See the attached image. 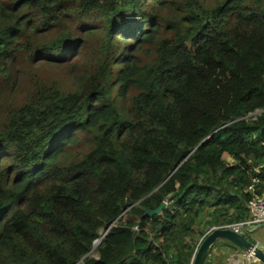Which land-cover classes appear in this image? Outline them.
Here are the masks:
<instances>
[{
  "label": "trees",
  "instance_id": "16d2710c",
  "mask_svg": "<svg viewBox=\"0 0 264 264\" xmlns=\"http://www.w3.org/2000/svg\"><path fill=\"white\" fill-rule=\"evenodd\" d=\"M23 55L74 88L5 101L0 264H192L264 193V0H0L8 87Z\"/></svg>",
  "mask_w": 264,
  "mask_h": 264
},
{
  "label": "rangeland",
  "instance_id": "374dc122",
  "mask_svg": "<svg viewBox=\"0 0 264 264\" xmlns=\"http://www.w3.org/2000/svg\"><path fill=\"white\" fill-rule=\"evenodd\" d=\"M216 1L217 0H210V3L214 5ZM58 64L59 63L57 62L54 63L48 62L45 59L27 60L24 55L18 58L15 62V66L13 67V72L14 75H16L21 71L19 83L13 87H8L3 83L4 80L2 79L0 80V113L2 111L4 114L5 109L8 107L6 106L7 103H5L6 100L13 101L14 104L16 105L18 103H22L23 101L26 102L33 95L34 92V81L32 80L33 76L42 79V81L47 86L51 81L58 80L63 89L66 90L73 89L74 85H73V77L70 74L71 71L70 65L69 64L58 65ZM1 89L3 91L2 93H1ZM0 119H1V115H0ZM227 158L229 162H232L231 158H229L228 156ZM126 217L136 219L135 217L132 216H126ZM201 223L202 221L199 220L198 224ZM200 228L204 234L207 229L212 228V225L201 224ZM201 236L202 235H199L196 238V241ZM201 241L202 240L199 239L198 246L200 245ZM98 242L99 240L95 242V246L98 245ZM183 243L184 241H182V244ZM198 246L196 250L198 249ZM91 255L95 256L96 252L93 251ZM223 260L225 263L229 261L228 253L225 254Z\"/></svg>",
  "mask_w": 264,
  "mask_h": 264
},
{
  "label": "water",
  "instance_id": "95a60500",
  "mask_svg": "<svg viewBox=\"0 0 264 264\" xmlns=\"http://www.w3.org/2000/svg\"><path fill=\"white\" fill-rule=\"evenodd\" d=\"M167 206V201H163L160 206L155 209H146V214L149 216L161 214ZM256 230V228H254ZM219 239L231 241L243 253L250 255L253 259L261 264H264V247L257 242H253L251 238L235 232L229 228H215L210 231L201 241L198 249L195 252L192 264H205L209 256L211 247Z\"/></svg>",
  "mask_w": 264,
  "mask_h": 264
},
{
  "label": "crops",
  "instance_id": "0c3cea01",
  "mask_svg": "<svg viewBox=\"0 0 264 264\" xmlns=\"http://www.w3.org/2000/svg\"><path fill=\"white\" fill-rule=\"evenodd\" d=\"M228 157L230 158V156ZM215 225L217 226H212V228L207 229L205 234L200 237V239L202 240L214 228L222 226L220 223H216ZM247 237L251 238L253 242H257L258 244H261L262 247H264V224L257 226L256 230L254 228L251 229V232ZM226 253L229 255V261L225 263L223 258ZM248 256V254L243 253L231 241L219 239L211 247L205 264H261L255 259L249 258Z\"/></svg>",
  "mask_w": 264,
  "mask_h": 264
},
{
  "label": "built area",
  "instance_id": "2783aa9c",
  "mask_svg": "<svg viewBox=\"0 0 264 264\" xmlns=\"http://www.w3.org/2000/svg\"><path fill=\"white\" fill-rule=\"evenodd\" d=\"M258 179H254V182H258ZM253 189V187H251ZM249 216L240 221L231 222L229 224L219 226L216 228H229L237 233L248 236L251 229L264 224V193L262 195L255 194V196L248 203ZM215 229V228H214ZM105 233L103 234V236ZM100 243V239L98 244ZM249 258H252L250 255Z\"/></svg>",
  "mask_w": 264,
  "mask_h": 264
}]
</instances>
